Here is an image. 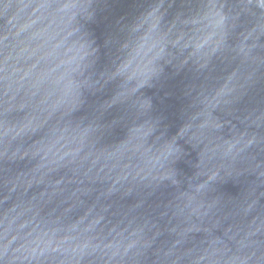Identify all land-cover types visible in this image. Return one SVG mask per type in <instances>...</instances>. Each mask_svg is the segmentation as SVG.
Instances as JSON below:
<instances>
[{"label":"water","instance_id":"obj_1","mask_svg":"<svg viewBox=\"0 0 264 264\" xmlns=\"http://www.w3.org/2000/svg\"><path fill=\"white\" fill-rule=\"evenodd\" d=\"M0 264H264V3L0 0Z\"/></svg>","mask_w":264,"mask_h":264},{"label":"snow or ice","instance_id":"obj_2","mask_svg":"<svg viewBox=\"0 0 264 264\" xmlns=\"http://www.w3.org/2000/svg\"><path fill=\"white\" fill-rule=\"evenodd\" d=\"M262 3H264V0H261Z\"/></svg>","mask_w":264,"mask_h":264}]
</instances>
